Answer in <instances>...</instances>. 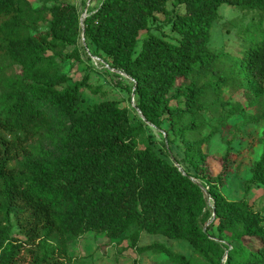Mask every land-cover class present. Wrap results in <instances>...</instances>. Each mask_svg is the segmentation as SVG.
Listing matches in <instances>:
<instances>
[{"label":"trees","instance_id":"obj_1","mask_svg":"<svg viewBox=\"0 0 264 264\" xmlns=\"http://www.w3.org/2000/svg\"><path fill=\"white\" fill-rule=\"evenodd\" d=\"M224 5L252 14L238 30V55L211 47ZM89 13L82 23L74 3L0 0V264H65L70 240L89 232L120 239L132 227L134 247L175 264H264V214L246 197L224 195L233 150L214 174L204 145L220 126L203 135L208 91L225 107L227 77L264 96V0H106ZM82 35L132 80L136 122L117 99L86 103L83 88L101 90L89 73L72 82L62 72L66 61L84 62ZM148 125L170 146L186 142L185 154L142 141ZM252 186L264 190V149L246 194ZM144 232L187 242L195 255L139 246Z\"/></svg>","mask_w":264,"mask_h":264},{"label":"rangeland","instance_id":"obj_2","mask_svg":"<svg viewBox=\"0 0 264 264\" xmlns=\"http://www.w3.org/2000/svg\"><path fill=\"white\" fill-rule=\"evenodd\" d=\"M34 7H49L53 2H69L79 6L82 17L86 12L88 0H30ZM97 3H93L94 5ZM172 8V4H169ZM93 9V8H92ZM91 10V9H90ZM88 10V12L90 11ZM252 14L240 9L222 6L220 17L212 31L211 47L220 53L238 55V30ZM46 29V28H43ZM169 31V29H167ZM148 33L142 31L137 51L141 49L142 41ZM80 47L84 62L66 61L61 64L62 72L72 76V82L81 81L86 73L90 75V82L95 87H100L98 94H93L83 88L86 103H95L103 99H117L122 106L130 109L133 122L141 117L140 111L136 108L133 94L127 90L132 80L123 72L110 67V64L103 56L95 55L88 46L85 36H81ZM229 68V64H222L221 69ZM228 71V70H227ZM234 74L227 72L226 77ZM228 83L223 88L222 98L226 103L225 107L220 104L217 95L208 91L206 102L209 105V117L203 135H207L217 125L219 132L204 145L208 153L206 164L210 172L218 174L222 169V156L228 148L233 150L231 154L232 171L226 178V184L222 191L229 200H239L244 197L253 205L254 209L264 214V190L258 186H252L246 194L245 182L251 177V168L257 161L264 149V96L258 95L257 91L244 85L236 78L227 77ZM210 80H217V76H210ZM184 79H179L178 84ZM202 82V81H201ZM230 108H238L240 111L228 115ZM226 117L227 125L223 126L222 119ZM229 123V124H228ZM142 141H150L156 149L162 153H168V149L180 159L186 152V142L177 141L170 146L168 139L161 130L153 125H148ZM230 141L231 144L229 143ZM45 147L52 150L49 141H45ZM212 209V201L209 200L208 210ZM210 221L204 224V227ZM135 230L132 227L122 238L110 239L104 233L89 232L70 240L69 255L70 262L65 264H175L171 262L166 254L156 253L151 250L140 252L132 245L131 234ZM155 242L166 244L176 253L191 258L195 255L192 246L184 241L168 240L165 236L154 235L144 232L141 236L139 246H147Z\"/></svg>","mask_w":264,"mask_h":264},{"label":"built area","instance_id":"obj_3","mask_svg":"<svg viewBox=\"0 0 264 264\" xmlns=\"http://www.w3.org/2000/svg\"><path fill=\"white\" fill-rule=\"evenodd\" d=\"M104 1H106V0H88V4H87V8H86V12L83 14V17L81 18V21H82V23H83V21H84V19L90 14L89 12L90 11H96L97 10V8L104 2ZM97 3V4H95L94 5V7H93V3ZM93 8V9H92ZM91 9V10H90ZM88 10H90L89 12H88Z\"/></svg>","mask_w":264,"mask_h":264},{"label":"water","instance_id":"obj_4","mask_svg":"<svg viewBox=\"0 0 264 264\" xmlns=\"http://www.w3.org/2000/svg\"><path fill=\"white\" fill-rule=\"evenodd\" d=\"M135 89V88H134ZM133 96H134V93H133ZM141 113V112H140ZM178 165V164H177ZM214 216H215V213H214Z\"/></svg>","mask_w":264,"mask_h":264}]
</instances>
